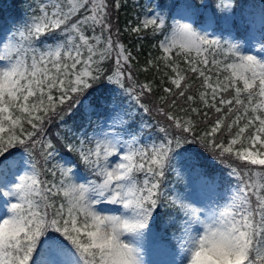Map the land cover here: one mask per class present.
Returning a JSON list of instances; mask_svg holds the SVG:
<instances>
[{
  "label": "snow or ice",
  "instance_id": "snow-or-ice-1",
  "mask_svg": "<svg viewBox=\"0 0 264 264\" xmlns=\"http://www.w3.org/2000/svg\"><path fill=\"white\" fill-rule=\"evenodd\" d=\"M20 2L0 264H264V0Z\"/></svg>",
  "mask_w": 264,
  "mask_h": 264
},
{
  "label": "trees",
  "instance_id": "trees-1",
  "mask_svg": "<svg viewBox=\"0 0 264 264\" xmlns=\"http://www.w3.org/2000/svg\"><path fill=\"white\" fill-rule=\"evenodd\" d=\"M244 2V1H243ZM135 13L133 12V9L131 7V0H129V6L126 8H123L118 15V19H119V23H120V27L123 28L125 25V22L129 19H133L134 18ZM122 40L125 39L124 36L121 37ZM125 42H127L125 40ZM144 48H145V52H144V56L147 55V51L150 49V45H148L147 42H145L144 44ZM144 56H141V60H143ZM166 219V218H165ZM159 223V221H158Z\"/></svg>",
  "mask_w": 264,
  "mask_h": 264
},
{
  "label": "rangeland",
  "instance_id": "rangeland-1",
  "mask_svg": "<svg viewBox=\"0 0 264 264\" xmlns=\"http://www.w3.org/2000/svg\"><path fill=\"white\" fill-rule=\"evenodd\" d=\"M143 2H146V0H143ZM22 4H23V10H24V8L26 7V4H24V3H22ZM2 17L7 18L9 22H11L13 19H17L13 15V9L12 8H10L7 12H5ZM194 189L195 190L193 192V195L195 198V197H198L200 195V192H199V189L196 188L195 186H194ZM190 191H192V190H190ZM164 227H166V225ZM150 258H153V257L145 256V259H150Z\"/></svg>",
  "mask_w": 264,
  "mask_h": 264
}]
</instances>
